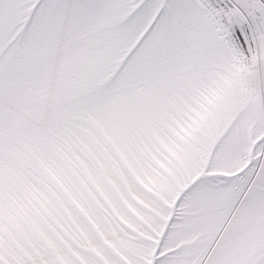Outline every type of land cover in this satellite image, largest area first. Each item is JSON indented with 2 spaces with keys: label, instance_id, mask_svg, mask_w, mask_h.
<instances>
[{
  "label": "snow or ice",
  "instance_id": "6c2138e0",
  "mask_svg": "<svg viewBox=\"0 0 264 264\" xmlns=\"http://www.w3.org/2000/svg\"><path fill=\"white\" fill-rule=\"evenodd\" d=\"M0 264H264V0H0Z\"/></svg>",
  "mask_w": 264,
  "mask_h": 264
}]
</instances>
